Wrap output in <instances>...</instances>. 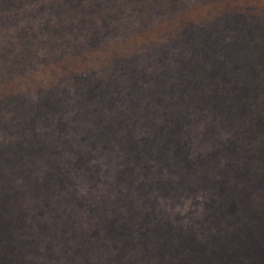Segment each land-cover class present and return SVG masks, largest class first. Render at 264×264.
<instances>
[{"label":"trees","instance_id":"obj_1","mask_svg":"<svg viewBox=\"0 0 264 264\" xmlns=\"http://www.w3.org/2000/svg\"><path fill=\"white\" fill-rule=\"evenodd\" d=\"M0 264H264V0H0Z\"/></svg>","mask_w":264,"mask_h":264}]
</instances>
